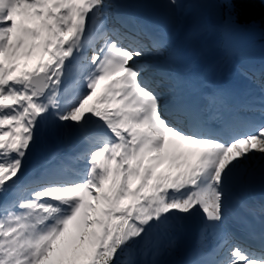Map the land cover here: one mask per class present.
<instances>
[{
  "label": "snow or ice",
  "instance_id": "obj_1",
  "mask_svg": "<svg viewBox=\"0 0 264 264\" xmlns=\"http://www.w3.org/2000/svg\"><path fill=\"white\" fill-rule=\"evenodd\" d=\"M223 5L238 24L233 0ZM130 7L0 0V264H135L134 246L195 216L219 243L188 264H264V229L239 238L225 225L229 191L249 160L264 158V95L193 98L168 33L113 19L110 10ZM73 62L70 95L62 85ZM255 112L259 120L241 115ZM93 119L106 132L84 137L82 173L45 167L25 178L43 136L83 133Z\"/></svg>",
  "mask_w": 264,
  "mask_h": 264
},
{
  "label": "bare ground",
  "instance_id": "obj_2",
  "mask_svg": "<svg viewBox=\"0 0 264 264\" xmlns=\"http://www.w3.org/2000/svg\"><path fill=\"white\" fill-rule=\"evenodd\" d=\"M177 2L179 3V0H177ZM130 3L132 4V7L129 9L133 10L134 12L144 11L153 13V11L163 9L171 13L176 11L180 13L181 17L179 21L174 20L173 16L172 25L170 27H161L160 34L166 32L172 37L173 46L176 50L177 56L176 63L183 76L186 80L188 79V81L191 83V86L201 94L213 93L217 90L215 87L216 84L220 82V89H223L231 94L228 88L229 83H227V81L231 82L233 80L231 75L233 70L229 69V66L231 63H233L232 61L236 57L231 52H227V55L223 56L225 50L220 51L216 48L218 45L222 47V43H227L228 35L225 37L224 34V36L219 38L213 36V33L211 32L212 26L209 25V23H205L206 21L198 17L200 6L193 5L191 8L186 9V7L182 4L178 5L176 3L173 5L170 0H130ZM199 15L202 16L201 12ZM195 17L197 18V21H194ZM191 21H193L192 24L199 26L200 28L190 25ZM200 21H202L204 24L200 25ZM200 44L205 47L200 48ZM73 63L75 65V69L70 70L71 74L64 80L62 85V90L68 89L70 95L78 90L72 87L78 75V67L76 66L75 62ZM83 63L87 64V60L83 61ZM235 71L234 73H236ZM93 128L98 130L100 133L102 131L106 132L105 129L100 127L99 122L93 119L89 122L83 133L75 130H69L62 132L55 137L48 135L43 136L36 149L33 150L25 160V178L33 175H39V173L42 172L41 170L45 167L55 168V163L59 159L65 158L67 153L77 152L86 148L87 142L85 141L84 137H94L91 134V130ZM50 143H54L56 145L57 150L55 154L47 153V146ZM258 155L259 154H256L254 156L257 157L255 162L257 164L256 167L258 168L256 171L252 173L250 172L249 177L247 178V189L245 191H239V194L237 195L228 196V207L235 204L236 202H239L241 197L248 199L253 196L255 197L256 202L264 201V199L261 197L262 191L264 189L262 187L263 185L254 183V181H256L255 178H264V165L262 166V164H264V158ZM64 160L68 162V157ZM81 166L83 167V172L86 163H82ZM252 190H256V192L252 194ZM259 204L263 209V203Z\"/></svg>",
  "mask_w": 264,
  "mask_h": 264
},
{
  "label": "rangeland",
  "instance_id": "obj_3",
  "mask_svg": "<svg viewBox=\"0 0 264 264\" xmlns=\"http://www.w3.org/2000/svg\"><path fill=\"white\" fill-rule=\"evenodd\" d=\"M186 5L187 7L190 6V4H186ZM169 13L173 14L171 12ZM194 21H197V18H195ZM213 21H216L217 24L220 25V27L223 26L225 30L226 29L230 30L229 33H227L229 35L228 40L230 42L231 47H234L235 49H237L236 51L238 52V55H237L239 58L238 60L242 59L243 63L248 64V65H254L258 62L264 61V39H263L264 37L261 38L259 33L256 32V30H253V29L243 30V29H240V28L237 29L236 27L231 26L230 24H228V21H226V14L224 16L222 9L219 10L218 15H216V19H213ZM192 22L193 21H191L190 25L195 26L194 24H192ZM195 27L200 28L199 26H195ZM222 44L224 45L225 43H222ZM236 44H237V47H236ZM225 53L227 55V51L224 52L223 56H225ZM255 159H257V157H254V159L252 158L251 160L248 161L247 173L245 175L244 181L243 183L237 184L240 188L246 187L245 183L247 181V178L249 177L248 174L252 171L257 170L258 167H256L257 164L255 162ZM263 179L264 178H260L254 181V183L260 185L259 181ZM242 191H245V190H242ZM248 199L255 201V197L253 196H251ZM174 234L177 235L176 232H172V231L168 234H164L159 231H154L153 233L150 234V237L148 238L150 241V244L146 248L144 245H136L132 248L131 258L135 261V264H151L152 261H155L156 264H168L169 263L168 261H170L173 255H175L174 252L169 251L168 249V246L170 242H172ZM145 251L147 254H145ZM124 258L127 259L128 256H125ZM158 260H160L159 263H158Z\"/></svg>",
  "mask_w": 264,
  "mask_h": 264
},
{
  "label": "trees",
  "instance_id": "obj_4",
  "mask_svg": "<svg viewBox=\"0 0 264 264\" xmlns=\"http://www.w3.org/2000/svg\"><path fill=\"white\" fill-rule=\"evenodd\" d=\"M236 6V2L234 4ZM238 22L249 24L250 22L257 23L264 32V6L256 0H247L237 5Z\"/></svg>",
  "mask_w": 264,
  "mask_h": 264
},
{
  "label": "water",
  "instance_id": "obj_5",
  "mask_svg": "<svg viewBox=\"0 0 264 264\" xmlns=\"http://www.w3.org/2000/svg\"><path fill=\"white\" fill-rule=\"evenodd\" d=\"M50 150H51V151L53 150V146L50 148Z\"/></svg>",
  "mask_w": 264,
  "mask_h": 264
}]
</instances>
